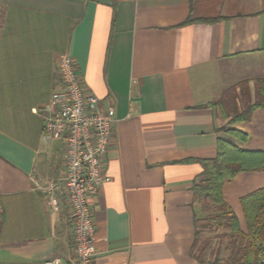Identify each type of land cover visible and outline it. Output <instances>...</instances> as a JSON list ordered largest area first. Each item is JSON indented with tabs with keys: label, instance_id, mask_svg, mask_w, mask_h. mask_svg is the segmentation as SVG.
<instances>
[{
	"label": "crops",
	"instance_id": "obj_1",
	"mask_svg": "<svg viewBox=\"0 0 264 264\" xmlns=\"http://www.w3.org/2000/svg\"><path fill=\"white\" fill-rule=\"evenodd\" d=\"M60 54L115 114L93 264H207L202 162L218 140L264 152V109L228 123L264 79V0H0V264H73L64 195L51 207L33 184L64 171L63 145L42 138ZM263 187L264 170L223 181L242 231L240 200Z\"/></svg>",
	"mask_w": 264,
	"mask_h": 264
},
{
	"label": "built area",
	"instance_id": "obj_2",
	"mask_svg": "<svg viewBox=\"0 0 264 264\" xmlns=\"http://www.w3.org/2000/svg\"><path fill=\"white\" fill-rule=\"evenodd\" d=\"M56 71L59 86L51 93L46 106L42 138L61 142L64 171L56 180H33V184L46 196L51 207L56 192L64 195L72 226L73 264H93L96 228L91 200L100 186L110 180L104 158L115 114L113 109L101 107L97 97L84 89L69 55H58ZM45 264H60V260Z\"/></svg>",
	"mask_w": 264,
	"mask_h": 264
},
{
	"label": "trees",
	"instance_id": "obj_3",
	"mask_svg": "<svg viewBox=\"0 0 264 264\" xmlns=\"http://www.w3.org/2000/svg\"><path fill=\"white\" fill-rule=\"evenodd\" d=\"M254 84V96H245L246 106L229 124L248 121L255 109H264V79L255 80ZM232 133L244 137L240 133ZM202 165L203 180L193 185L192 192L196 197L207 200L213 208L207 226L228 230L230 237L224 247L226 256H217L207 264H264V187L240 200L244 231L222 198L224 180L232 179L239 172L264 170V152L244 151L218 140L216 158L202 162Z\"/></svg>",
	"mask_w": 264,
	"mask_h": 264
},
{
	"label": "rangeland",
	"instance_id": "obj_4",
	"mask_svg": "<svg viewBox=\"0 0 264 264\" xmlns=\"http://www.w3.org/2000/svg\"><path fill=\"white\" fill-rule=\"evenodd\" d=\"M243 93V92H242ZM246 97L245 95H241L238 98V101L236 102L237 105L243 106L246 104ZM202 214V210H201ZM198 228L201 229V232H204L203 237L201 238V241L198 239L196 242L197 246L201 245L202 248L205 249V258L207 261H211L217 256H226L227 251L224 250L225 245L229 242V232L228 230L223 229H212L209 228L208 225V219L201 216H198Z\"/></svg>",
	"mask_w": 264,
	"mask_h": 264
}]
</instances>
